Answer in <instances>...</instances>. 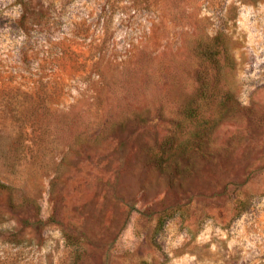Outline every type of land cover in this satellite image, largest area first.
<instances>
[{
  "label": "rangeland",
  "instance_id": "374dc122",
  "mask_svg": "<svg viewBox=\"0 0 264 264\" xmlns=\"http://www.w3.org/2000/svg\"><path fill=\"white\" fill-rule=\"evenodd\" d=\"M215 37L230 112L163 172ZM0 181V264H264V0H0Z\"/></svg>",
  "mask_w": 264,
  "mask_h": 264
},
{
  "label": "trees",
  "instance_id": "16d2710c",
  "mask_svg": "<svg viewBox=\"0 0 264 264\" xmlns=\"http://www.w3.org/2000/svg\"><path fill=\"white\" fill-rule=\"evenodd\" d=\"M211 46L205 45L196 54L199 62L196 68L197 85L191 95H187L175 113V118L168 120L174 128L167 129L161 141H155L149 155L150 161L161 171L173 174L186 164L192 153L207 156L212 129L230 112L228 103L232 100V88L222 82L225 67L220 63L221 49L217 37ZM227 84V82L225 81ZM216 102L220 108L218 117L203 116L206 110ZM159 116L165 119L163 109ZM166 122V123H167ZM10 186L0 181V193L10 191Z\"/></svg>",
  "mask_w": 264,
  "mask_h": 264
}]
</instances>
